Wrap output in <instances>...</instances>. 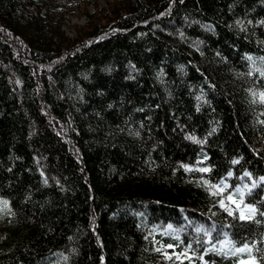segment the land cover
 <instances>
[{
  "label": "trees",
  "instance_id": "obj_1",
  "mask_svg": "<svg viewBox=\"0 0 264 264\" xmlns=\"http://www.w3.org/2000/svg\"><path fill=\"white\" fill-rule=\"evenodd\" d=\"M76 6L0 0V264H264V0Z\"/></svg>",
  "mask_w": 264,
  "mask_h": 264
},
{
  "label": "rangeland",
  "instance_id": "obj_2",
  "mask_svg": "<svg viewBox=\"0 0 264 264\" xmlns=\"http://www.w3.org/2000/svg\"><path fill=\"white\" fill-rule=\"evenodd\" d=\"M110 0H81V6L72 8L74 12L64 14V21L62 24V30L69 39L76 38L80 31V27L88 23L89 15L98 14L101 15L104 9L107 7V3ZM100 13V14H99ZM261 147L264 148V140L261 142ZM4 208L0 206V220H5L6 215ZM5 237V233L0 230V241ZM203 264H227L226 258L221 254L210 253L206 255L203 260Z\"/></svg>",
  "mask_w": 264,
  "mask_h": 264
},
{
  "label": "snow or ice",
  "instance_id": "obj_3",
  "mask_svg": "<svg viewBox=\"0 0 264 264\" xmlns=\"http://www.w3.org/2000/svg\"><path fill=\"white\" fill-rule=\"evenodd\" d=\"M261 101L264 102V93L261 94ZM203 171H207V169H203ZM217 191L220 192V191H223V189H220V188H217ZM229 200H232V197L229 196L228 197ZM6 203V202H5ZM233 203H235V201H233ZM237 208H240V205H237ZM255 209L254 208H251V207H245L244 209H242L240 211V214H239V218L241 221H244V220H251L252 219V215L255 213ZM229 215H232L231 212H229ZM226 244L228 243L227 241L225 242ZM246 249H249V245H244L243 247L241 248H237L236 249V252L237 253H242L244 252ZM254 264V262H253Z\"/></svg>",
  "mask_w": 264,
  "mask_h": 264
}]
</instances>
